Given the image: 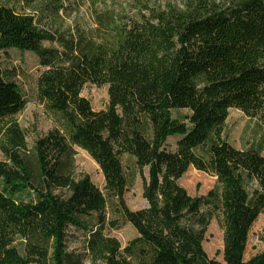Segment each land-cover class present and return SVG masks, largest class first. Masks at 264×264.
Wrapping results in <instances>:
<instances>
[{"label":"trees","instance_id":"1","mask_svg":"<svg viewBox=\"0 0 264 264\" xmlns=\"http://www.w3.org/2000/svg\"><path fill=\"white\" fill-rule=\"evenodd\" d=\"M41 22L0 5V52L38 58L36 99L56 126L29 147L14 120L28 101L0 68V264H264V230L262 252L245 260L264 213L263 146L239 150L226 136L231 109L264 126V0H184L140 12L100 43ZM88 84L108 87L104 110L82 96ZM76 148L99 166L104 193L75 179ZM190 167L216 178L206 196L179 185ZM136 175L147 206L131 210ZM215 212L223 261L203 247ZM125 224L137 237L123 248L110 232ZM76 233L82 251L70 248Z\"/></svg>","mask_w":264,"mask_h":264},{"label":"rangeland","instance_id":"2","mask_svg":"<svg viewBox=\"0 0 264 264\" xmlns=\"http://www.w3.org/2000/svg\"><path fill=\"white\" fill-rule=\"evenodd\" d=\"M184 0H35L27 7L26 0H0L5 5L23 13L27 12L42 18L40 27L52 34L67 36H84L87 39L103 42L108 41L114 34V28L139 18L140 12L163 11L169 6L181 7ZM223 2L224 0H218ZM44 47H56L44 43ZM0 68L5 73H12V77L28 104L26 109L16 116L14 120L25 132L29 147L33 146L37 138L46 136L56 126L53 120L45 113L44 108L36 99V79L42 72L38 58L32 53H21L16 50L0 52ZM82 96L88 99L94 111L104 110L109 104L108 87H97L88 84L82 91ZM188 111L175 112V117H183ZM226 136L230 144L239 150L263 146L264 155V126L256 120L247 118L241 111L231 109L226 122ZM175 140H170L174 144ZM75 179L81 180L89 176L92 182L104 193L105 181L99 166L83 150L76 148ZM122 157L127 176L133 175V165ZM4 157L0 151V161ZM146 178L148 170L145 171ZM190 196H206L214 189L216 178L190 167L187 173L178 181ZM143 181L139 175L130 181V189L125 194V201L129 209L140 210L147 206L142 197ZM264 230V213L253 226L245 252V260H249L263 250L260 238ZM71 239L72 250H83V237L74 234ZM110 235L116 237L122 247L137 237L135 229L130 224L123 225L119 230L111 231ZM19 253L24 254V244L20 239L15 242ZM203 247L209 258L223 261V230L221 217L218 213L212 214L208 221ZM86 264H90L86 262ZM100 264V263H97Z\"/></svg>","mask_w":264,"mask_h":264}]
</instances>
